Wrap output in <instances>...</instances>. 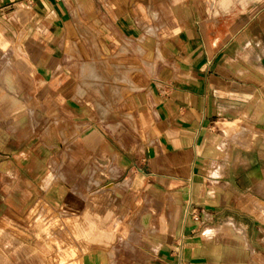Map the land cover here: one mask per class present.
<instances>
[{"label":"crops","instance_id":"0c3cea01","mask_svg":"<svg viewBox=\"0 0 264 264\" xmlns=\"http://www.w3.org/2000/svg\"><path fill=\"white\" fill-rule=\"evenodd\" d=\"M263 153L264 0H0V264H264Z\"/></svg>","mask_w":264,"mask_h":264},{"label":"bare ground","instance_id":"6f19581e","mask_svg":"<svg viewBox=\"0 0 264 264\" xmlns=\"http://www.w3.org/2000/svg\"><path fill=\"white\" fill-rule=\"evenodd\" d=\"M257 140V135L254 134L252 137H251V141H250V144L252 145V147L254 146V143L255 141ZM252 147H251V150H252ZM228 232V231H227Z\"/></svg>","mask_w":264,"mask_h":264},{"label":"rangeland","instance_id":"374dc122","mask_svg":"<svg viewBox=\"0 0 264 264\" xmlns=\"http://www.w3.org/2000/svg\"><path fill=\"white\" fill-rule=\"evenodd\" d=\"M29 107V105H28ZM254 135V133H251L250 135H247L246 138L249 140V144H250V141H251V137ZM253 155H255V152L252 153ZM264 154V153H263ZM263 154H262V157H263ZM263 219H264V215L262 216Z\"/></svg>","mask_w":264,"mask_h":264},{"label":"built area","instance_id":"2783aa9c","mask_svg":"<svg viewBox=\"0 0 264 264\" xmlns=\"http://www.w3.org/2000/svg\"><path fill=\"white\" fill-rule=\"evenodd\" d=\"M178 264H184L180 259H179V262H178Z\"/></svg>","mask_w":264,"mask_h":264}]
</instances>
